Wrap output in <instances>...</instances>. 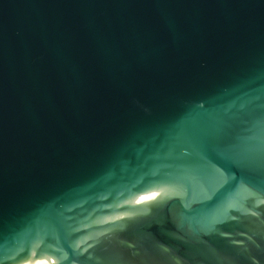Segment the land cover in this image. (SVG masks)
Segmentation results:
<instances>
[{
    "label": "water",
    "instance_id": "1",
    "mask_svg": "<svg viewBox=\"0 0 264 264\" xmlns=\"http://www.w3.org/2000/svg\"><path fill=\"white\" fill-rule=\"evenodd\" d=\"M0 264H264V0H0Z\"/></svg>",
    "mask_w": 264,
    "mask_h": 264
}]
</instances>
